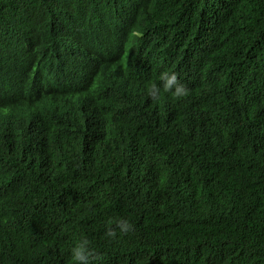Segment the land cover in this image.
I'll list each match as a JSON object with an SVG mask.
<instances>
[{"label": "trees", "instance_id": "1", "mask_svg": "<svg viewBox=\"0 0 264 264\" xmlns=\"http://www.w3.org/2000/svg\"><path fill=\"white\" fill-rule=\"evenodd\" d=\"M164 70L186 97L148 98ZM6 74L0 264H264V0H0Z\"/></svg>", "mask_w": 264, "mask_h": 264}, {"label": "clouds", "instance_id": "2", "mask_svg": "<svg viewBox=\"0 0 264 264\" xmlns=\"http://www.w3.org/2000/svg\"><path fill=\"white\" fill-rule=\"evenodd\" d=\"M60 42L63 52L58 57V61L66 63L67 71L72 75H68L67 79L61 77V79H54L53 81L55 86L64 94L67 89L75 86L79 72L81 76L84 71L86 73L88 60H86L85 48L79 42L71 43L62 40ZM16 91L24 93V89L19 85L17 79H13L12 75L7 74L4 78H0V105L12 100ZM162 94H170L175 99H182L189 94V89L185 83L178 79L175 71L164 70L159 73L158 82H152L147 86L148 98L158 99ZM0 126V129L4 127L3 133L10 132V127L5 123L4 118H0ZM133 230V225L125 218L117 219L115 222L108 220L104 235L108 240H114L117 236L127 235ZM100 259V255L93 250L89 239L85 236L78 237L70 247L71 264H94V262L99 264Z\"/></svg>", "mask_w": 264, "mask_h": 264}]
</instances>
